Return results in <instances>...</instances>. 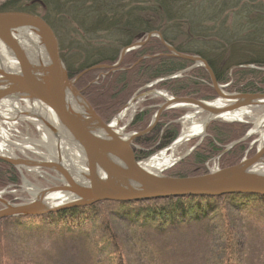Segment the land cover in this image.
Here are the masks:
<instances>
[{
  "label": "trees",
  "instance_id": "trees-1",
  "mask_svg": "<svg viewBox=\"0 0 264 264\" xmlns=\"http://www.w3.org/2000/svg\"><path fill=\"white\" fill-rule=\"evenodd\" d=\"M6 10L39 13L49 22L70 78L93 66L114 65L123 47L157 31L178 52L205 59L220 85L232 78L231 85L225 86L227 92L264 93V71L239 66L264 67V0H6L0 11ZM190 65L189 60L170 56L163 43L152 37L124 55L122 69L89 70L79 77L75 87L104 122L136 89L158 79L162 80L153 89H164L177 97L216 98L203 68L163 80L174 73L180 74ZM161 102L159 98L143 99L125 130H144ZM185 111L186 108L164 111L155 129L134 143L138 157L146 158L173 142L180 129L174 119ZM249 127L241 122H211L201 144L179 161L175 170L164 174L172 177L206 174L207 160L242 137ZM252 139L239 142L221 154L220 168L238 163ZM254 153L255 145L247 157ZM19 181L16 168L0 160V188L15 186ZM103 204L112 207L107 214L98 209ZM1 223L8 225L0 230V264L12 261L6 248L10 228L21 239L26 236L29 244L21 247L26 253L21 252L24 257L14 260L15 264L20 261L51 264L35 248L40 242L31 243L30 234L39 237L44 232L53 236L47 244L63 243L71 250L77 249L88 264H180L172 251L178 244L164 242L170 235L191 230L200 231L205 237L202 264H247L249 237L264 240V195L229 193L100 201L44 215L5 217L0 219ZM115 231L120 234L116 235ZM11 238L20 239L17 235H11L8 240ZM59 240L62 242H56Z\"/></svg>",
  "mask_w": 264,
  "mask_h": 264
},
{
  "label": "water",
  "instance_id": "water-1",
  "mask_svg": "<svg viewBox=\"0 0 264 264\" xmlns=\"http://www.w3.org/2000/svg\"><path fill=\"white\" fill-rule=\"evenodd\" d=\"M22 29L30 30L37 35L43 53V60L38 61L39 64L35 63L30 51L17 35V31ZM152 37H157L163 43L170 56L189 60L194 63L192 67H203L217 96L213 100H196L168 95L167 91L151 90L141 93L140 97L148 94L158 95L164 99V102L158 107L144 130L125 133L124 128L128 123L121 127L118 123L116 128L110 126L113 120L105 123L83 97L81 90L75 87V83L81 75L92 69L103 68L115 71L127 52L143 46ZM0 43L16 62L15 71L0 68V99H16L17 102L22 100L26 104L32 103L38 111L34 112L32 109V112L25 111L23 115L37 122L45 131L54 133L53 128H56L57 132L53 135L61 151L63 142L58 140L61 137L72 143L78 151L77 158L74 159L76 162L73 163L66 157L63 163L59 160L57 164L48 160L0 154V160L16 167L20 172L21 169L44 168L51 169L62 177V185L52 189H37L39 194L35 196L33 193V198L25 203H10L2 198L4 191H0L2 205L0 219L44 215L60 209L88 206L100 201L129 202L186 195L218 196L229 193L264 195V113L255 119L253 128H250L242 138L226 145L220 153L221 155L229 151L239 142L258 133V137L252 140L244 157L234 165L224 168L216 166L209 168L206 174L190 177L165 175L164 171L170 166L163 169L150 166L148 161H151L156 154L165 153L168 149L173 150L181 132L168 147L151 154L148 158L138 157L133 141L150 132L161 114L169 108L193 109L192 112H187L178 119L179 121L190 114L194 116L202 112L206 114L202 121L203 134L182 156L186 157L199 144L207 125L212 120L228 112L264 107V93L226 92L218 84L205 59L178 52L163 40L159 32L151 31L144 39L123 47L114 65L93 66L72 78L69 77L61 59L59 42L52 26L39 13L25 10L0 11ZM137 98L133 96L113 119L132 105ZM256 122L260 125L256 126ZM254 145L255 153L247 157V152ZM182 157L174 159L173 163L178 162ZM67 162H71L72 166L65 165ZM24 181L26 182L25 179ZM56 191L61 192L68 200L48 206L44 202L45 195Z\"/></svg>",
  "mask_w": 264,
  "mask_h": 264
},
{
  "label": "rangeland",
  "instance_id": "rangeland-1",
  "mask_svg": "<svg viewBox=\"0 0 264 264\" xmlns=\"http://www.w3.org/2000/svg\"><path fill=\"white\" fill-rule=\"evenodd\" d=\"M5 1L6 0H0V5H2V3ZM193 65H194V63L191 62V65L186 67V69H184L182 72H180V74H179V72L174 73L171 76L164 78L163 80L181 76L183 74V72H185L187 70H191L193 68H203V67H192ZM239 66H241V67L248 66L249 68H254V69H258L260 71H264V67H257V66L250 65V64L249 65H239ZM120 69H122L121 62L119 63V65L117 66V69L115 71L120 70ZM230 75H232L231 72H230ZM158 80H162V79H158ZM155 81H157V80H155ZM155 81H152V82H149L148 84H145L140 89L138 88L139 90L136 89L137 92L135 91V93L131 96V98L133 96H137L138 98L136 100H134L133 104L130 105L126 109L125 114L123 115V117L121 118V120L119 122V127L125 125L126 123H128L130 121V119L132 118L131 116L134 114L133 110L137 109L138 106L140 105V102H139L140 94L139 93L143 92L146 89H153V86L155 84H152L151 86H149V85L151 83H154ZM232 81H233V79L230 78V81L228 83L222 84V85H220L219 83L218 84L220 86H222L225 90V88H226L225 86H227V85L230 86ZM210 82H211V80H210ZM211 85H212V83H211ZM146 86H148V87H146ZM155 89H157V88H155ZM229 93H232V92H229ZM131 98H129L127 100V102ZM154 99H157V98H154ZM127 102L118 109V111L109 119V121H107L105 123H109L110 121H112L113 118L116 116V114L127 104ZM21 103H23L22 107H27V105H25V103L23 101H21ZM192 110L193 109H191V108L186 109V111L183 115H185L187 112H192ZM245 110L247 111V114L244 115L241 119H239L240 121H238V120L227 121V120H222L221 118H217L215 120H212L211 122H213V121H218V122H223V123L241 122V123H248L250 125L249 129L253 128V125H254L253 122L255 121V119H257V117H259L262 113H264V107H256V108L245 109ZM153 115H152V117H153ZM152 117H151V119H152ZM205 117H206V114L204 112L199 113V114L194 116L193 122H195V123L201 122V121H203V119ZM177 119L178 118H176L174 121L179 123V125H180V129H179V134H180V132L182 133V131L186 130L189 127L190 123L184 122V119H182L180 121ZM18 122H20V124L15 126V127H18L21 130V133L17 134V136L20 137V138H17L19 141H22L23 138H25V137H29L31 140H32V138L33 139L40 138L41 133H39L37 131V129L35 128V127L38 128L40 125L34 124L33 122H28V121H26V123H25V120L24 121L18 120ZM211 122H209V124ZM208 125H207V127H208ZM27 126H29L30 131L29 130H27V131L23 130V128L27 127ZM0 127L5 129L7 127H11V124L6 123L4 120L0 119ZM249 129L247 131H249ZM124 132L128 133L126 130H124ZM130 132H132V131H130ZM258 135L259 134L256 133V134L252 135L251 137H253V139H255L258 137ZM199 136L191 137L190 139L185 140L184 142L180 143L175 149H173L172 151L170 149V150L166 151L164 154L166 156H169L171 159H177L179 157H182L191 147H193L192 145L198 141ZM206 136H207V128H206V131H205L203 138H206ZM242 137H240V138H242ZM176 139H177V137L174 139V141ZM241 142H243V141H241ZM160 148H158L160 150H157L151 154L153 155L154 153L161 151L162 147H160ZM39 151L43 152L44 155L46 156L47 153L44 149L42 150L41 148H39ZM13 153H14L13 154L14 156H17L20 158H25V156H27V157H30L31 159L35 158V160L43 161V159H42L43 157L41 158L37 155H32V153H30L28 150H25V151L22 150L21 153L19 151L15 150V151H13ZM8 154H6V155H8ZM151 154H149L146 158H148ZM250 156H252V155H248V157H250ZM219 157H220V153L216 156H213L211 159L207 160L206 167L208 170H209V168H215L216 166H219L218 165L219 164V159H218ZM184 158H186V157H182L181 160H179V161L184 160ZM178 162L173 163L172 166H170L166 171H169L170 169L175 170L176 164ZM37 169L39 171L38 173H36ZM16 170L18 171V169H16ZM18 173L20 176V181H19V183H17V185L13 186L12 184H9L5 187L0 188V191H4V193L2 194V198H4L3 195H6V197L4 199L10 203H13V204L25 203V202H28L29 200H31L33 198V192L31 191V189H40V190L41 189H52L55 186L62 185V177L60 175H58L57 172H55L51 169H44V168H36V169H30V170L21 169V172L18 171ZM23 178L26 180V182L24 181ZM1 207H2V205L0 204V208ZM111 208L112 207L108 204H103V205L98 207V209L103 210L104 214H107ZM6 225H8V224H2L1 223L0 224V230H2L3 227ZM8 233L9 234L7 237V241H9V242L6 243V246H7L6 248H7L8 255L11 256V259H12V261L10 260L11 264H15L14 260L16 261L18 258L24 257L23 254L26 253L25 250L23 251L21 249V247H26V245H29V244L27 243V237L25 236V238L23 237L24 239H21L18 236V232H16L15 229L10 228ZM185 233H183L184 235L183 234L182 235L173 234V235H170L171 237L168 236L170 238L167 237V241H165L164 244L169 245L172 242L178 244L177 249L172 250V251H173L174 256L180 261V264H202V260H203V257L205 255V252H206L205 237H204L203 233L200 231H194V230H191V231H188ZM10 234L13 236L17 235V238H20L24 242L21 241L20 239L14 240L12 238L10 240H8V238L11 237ZM115 234L119 235L120 231H115ZM30 235H31V243L32 244L40 242V245L38 247H35V248H37L39 251L41 250L42 251L41 253L44 256L43 259L46 258L47 260H50L51 264H88V261L81 256L80 251L77 249L71 250L69 247H67L66 244H63V243L61 245L60 244L59 245L58 244H47V243H50V241L53 239V236H50L48 232H44L43 234L39 235V237H36L33 234H30ZM12 240H14V241H12ZM56 242L60 243L62 241L59 240ZM248 245L250 248L247 251V258H248L247 264H264V258H263L264 257V240L260 239L259 237H256V236L253 237L251 235L249 237ZM66 247H67V249H66ZM53 248H55V249H53ZM21 252L23 254H21ZM17 253L19 254V256L16 257ZM19 264H23V262L20 261Z\"/></svg>",
  "mask_w": 264,
  "mask_h": 264
},
{
  "label": "bare ground",
  "instance_id": "bare-ground-1",
  "mask_svg": "<svg viewBox=\"0 0 264 264\" xmlns=\"http://www.w3.org/2000/svg\"><path fill=\"white\" fill-rule=\"evenodd\" d=\"M17 35L19 36L20 40L23 42L24 46L28 49V51H30V54L32 55V59L35 61V63L39 64L38 61L40 62V60H43V53H42V49L40 47V45L38 44V40H37V35L30 31V30H26V29H22L17 31ZM0 68L5 69L7 71H15L16 70V62L13 60V58L7 53L6 49L3 47V45H1L0 43ZM16 99H0V117H2L3 120L5 121H10L13 119V115L15 116H20L22 118H28L27 116L23 115V113L26 112H32L31 110L33 109L34 112L38 111V109L36 108L35 105L31 104H27L28 107L27 108H23V107H19V109L17 110L15 107H12L10 105H14L15 106V102L19 103V101H15ZM30 105V106H29ZM11 109H10V108ZM9 108V109H8ZM5 109V110H4ZM41 112H43L41 110ZM38 113V112H37ZM125 111H122L120 113V115L116 118L113 119V121L110 123V126L112 128H116L117 124L119 123L120 119L123 117ZM36 114V113H35ZM247 114L246 110H237V111H233V112H228L225 114H222V116L220 118L224 119V120H228V121H232V120H239L241 119L244 115ZM12 118V119H11ZM194 121V115H187L184 118V122H189L190 125L189 127L182 131V134L180 136V138L177 141V144L175 146H173V149L180 143L184 142L185 140L189 139L190 137H195V136H199L201 134H203V128H204V123L201 122H193ZM49 122H52L49 119ZM37 124V122H35ZM53 124V122H52ZM260 125V123L256 122V126ZM53 127V125H52ZM55 129V130H53ZM52 130L54 131V133H56V128H53ZM46 132V137L43 138V140L40 141L41 144L43 143H48V147H49V156L48 155H44L45 158L48 161H52L55 164H57L60 161L65 160V158H69L71 162H76L77 158V149L76 147L71 143H69L66 139H64L63 137L59 138V142H63L62 144V151L59 147V144L57 143V140L54 138V133L50 132V131H45ZM1 133L3 135V137H1L3 140L0 142V152L1 154L4 155V152H2L3 149V141L7 140V133L5 129L0 127V136ZM7 142V141H6ZM14 145L21 149L22 145L20 142H15ZM34 152H37V150L32 149ZM6 152H8L7 150H5ZM59 151V152H58ZM61 152V154H59ZM38 153V152H37ZM40 153V152H39ZM6 154V153H5ZM48 157V158H47ZM63 158V159H62ZM68 159V160H69ZM71 162H67L65 163V165L71 167ZM149 165L156 168V169H163L164 167H168L171 166V164L174 162V159H171L169 156H166L163 152H160L159 154H156L154 157H152L151 161H148ZM53 163V164H54ZM74 166V164H73ZM32 169H36V168H32ZM31 191L34 193V195L36 196L37 193L39 194L37 189H31ZM64 200H68L67 198H65V196H63V194L59 191L56 192H50L48 194L45 195L44 198V202L48 205V206H53V205H58L63 203Z\"/></svg>",
  "mask_w": 264,
  "mask_h": 264
},
{
  "label": "flooded vegetation",
  "instance_id": "flooded-vegetation-1",
  "mask_svg": "<svg viewBox=\"0 0 264 264\" xmlns=\"http://www.w3.org/2000/svg\"><path fill=\"white\" fill-rule=\"evenodd\" d=\"M158 83V82H157ZM151 90H157V91H167V90H164V89H146V90H144L143 92H141V93H144V92H148V91H151ZM141 93H139V94H141ZM167 94L168 95H172L169 91H167ZM217 95V94H216ZM145 98H152V99H154V98H159V99H161L162 100V102L161 103H159V104H157V109H158V107L164 102V99L162 98V97H160V96H158V95H153V94H148V95H146V96H144ZM144 97H140V99H139V102H141L143 99H145ZM177 97V96H176ZM189 98V97H188ZM128 103V102H127ZM21 106H20V105ZM13 105H14V103H13ZM13 105H10V106H12V107H15L17 110L19 109V107H22V105H23V103H16L15 102V106H13ZM25 106V105H24ZM11 107V108H12ZM10 108V107H9ZM8 108V109H9ZM10 108V109H11ZM156 109V110H157ZM169 109H174V108H169ZM188 109V108H187ZM5 110V109H4ZM168 110V109H167ZM126 111V110H125ZM135 111H136V109L135 110H133V113H135ZM193 111V110H192ZM134 115V114H133ZM133 115L131 116V117H133ZM180 118V117H179ZM178 118V119H179ZM0 119H2V117H0ZM12 119V118H11ZM160 119V118H159ZM177 119V120H178ZM3 120V119H2ZM18 120H22L19 116H15V115H13V119L12 120H10V121H5L6 123H10L11 124V127H7V128H5V130H6V132H8L7 134V140H5V141H3V151L2 152H4V155H5V153L6 154H8V155H13L14 153H13V151H19L20 153L22 152V150L23 151H25V150H28L30 153H32V155H37V156H39V157H43L42 159L44 160V159H46L45 158V156H44V153L43 152H40L39 151V148H41L42 150L44 149L45 151H46V155H48L49 154V147H48V143L46 144V143H43V144H41L40 143V141L41 140H43V138L44 137H46V132H45V130L43 129V128H41V127H35L36 129H37V131L39 132V133H41V136H40V138H37V139H33L32 138V140L29 138V137H25V138H23V140L22 141H19L17 138H20V137H18L17 136V134L19 133H21V130H20V128H18V127H15V126H17V125H19L20 124V122H18ZM175 120V119H174ZM151 121V120H150ZM159 121V120H158ZM15 123V124H14ZM25 123H26V121H25ZM157 124H158V122L156 123V125L154 126V128L153 129H155V127L157 126ZM149 125V124H148ZM147 125V126H148ZM152 129V130H153ZM23 130H29V126H27V127H24L23 128ZM151 130V131H152ZM30 131V130H29ZM150 131V132H151ZM150 132H148V133H150ZM147 133V134H148ZM147 134H145V135H147ZM145 135H142V136H140V137H143V136H145ZM1 137H3V135H2V133H1V136H0V142L3 140ZM139 137V138H140ZM139 138H137V139H135L134 141H133V145H134V143H136V142H138V140H139ZM203 139L204 138H202L201 139V141L199 142V144L198 145H196L194 148H193V150H195L200 144H201V142L203 141ZM7 141V142H6ZM15 142H20L21 143V145H22V148L21 149H19V148H17L15 145H14V143ZM198 142V141H197ZM197 142H195L192 146H194ZM173 142H171L169 145H171ZM168 145V146H169ZM179 145V144H178ZM177 145V146H178ZM168 146H165V147H162V149L163 148H166V147H168ZM176 146V147H177ZM175 147V148H176ZM174 148V149H175ZM32 149H34V150H37V152H34ZM161 149V148H160ZM160 149H156L155 151H157V150H160ZM224 149V148H223ZM5 150H7L8 152H6ZM168 150H170V149H168ZM167 150V151H168ZM192 150V151H193ZM154 151V152H155ZM191 151V152H192ZM40 152V153H39ZM137 152V151H136ZM190 152V153H191ZM1 153V152H0ZM189 153V154H190ZM188 154V155H189ZM187 155V156H188ZM14 156V155H13ZM25 156V155H24ZM25 158H30V157H27V156H25ZM33 159H35V158H33ZM16 168V167H15ZM17 169V168H16ZM19 171V170H18ZM39 171H38V169H37V171H36V173H38ZM59 175V174H58Z\"/></svg>",
  "mask_w": 264,
  "mask_h": 264
}]
</instances>
